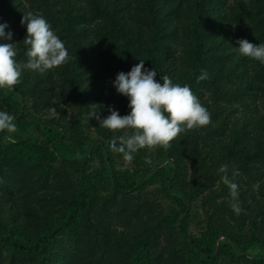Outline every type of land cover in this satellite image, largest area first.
I'll return each instance as SVG.
<instances>
[{"label":"trees","instance_id":"trees-1","mask_svg":"<svg viewBox=\"0 0 264 264\" xmlns=\"http://www.w3.org/2000/svg\"><path fill=\"white\" fill-rule=\"evenodd\" d=\"M27 1L28 9L24 0H0V23L13 31L1 42H14L21 69L13 90H0V110L17 125L0 132V255L8 264H217L221 254L240 258L264 246V64L240 55L231 12L214 0ZM244 3L249 33L261 39L264 0ZM26 11L62 39L65 63L44 73L26 67ZM140 59L158 81L189 85L211 120L167 148L139 149L132 160L146 169L118 170L122 154L109 141L133 130L113 132L88 113L130 112L113 81ZM202 70L208 78L197 82ZM34 129L44 130L43 143ZM91 160L99 165L87 172ZM224 176L237 185L235 198ZM199 197L207 217L196 236ZM243 259L264 264V256Z\"/></svg>","mask_w":264,"mask_h":264},{"label":"clouds","instance_id":"clouds-1","mask_svg":"<svg viewBox=\"0 0 264 264\" xmlns=\"http://www.w3.org/2000/svg\"><path fill=\"white\" fill-rule=\"evenodd\" d=\"M26 26L24 43L28 45L26 67L44 73L58 67L68 59L64 42L51 29L46 18L29 12L21 20ZM6 29H9L7 32ZM13 31L7 21L0 23V40L12 41ZM240 55L264 64V43L255 44L248 39L238 41ZM14 42H0V90L11 91L19 83L21 69L15 59ZM145 59H140L130 71L117 73L113 84L118 93L129 100L130 112L121 115L118 109L110 108V114L102 117L97 110L90 111L88 118L95 117L101 127L113 132L132 129L133 134L113 136L109 146L113 152L123 155L130 161L133 154L141 148L161 146L167 148L170 142L184 129L201 128L210 123L211 116L189 85L173 83L168 76L157 80V69L145 66ZM208 78L206 70L196 77L197 82ZM15 117L0 110V132L9 134L16 131ZM119 142V143H118ZM235 198L237 185L223 177ZM237 213L238 204L232 205Z\"/></svg>","mask_w":264,"mask_h":264},{"label":"rangeland","instance_id":"rangeland-1","mask_svg":"<svg viewBox=\"0 0 264 264\" xmlns=\"http://www.w3.org/2000/svg\"><path fill=\"white\" fill-rule=\"evenodd\" d=\"M82 1V0H80ZM84 1V0H83ZM253 0H214V5H217L221 8H225L228 12H233L232 9H234L235 13L231 14L228 13V15L230 16V23L233 29L234 34H236V36H238L239 39L245 38L248 39L250 42H253L255 44H259V43H264V37H262L261 39L257 38V33L255 30H252V34L254 37H252V35H250V30H248L249 26H250V22L249 19L245 17V15L247 14V11L243 10V6H244V2L250 4ZM25 5H28L27 9L29 8V4L27 0H24ZM239 12L237 15L236 13ZM28 11L23 12V16L25 14H27ZM247 16V15H246ZM251 21V20H250ZM146 23L143 25L145 26ZM221 31H225V25L221 24ZM1 42V40H0ZM116 93L117 90L115 88ZM94 107V104L91 106V108ZM45 112H41V113H37L38 116H42L43 118H51L52 116L50 115H46L44 114ZM31 135L34 137V139L39 142V143H43V141L46 139V135L44 133V130L42 129H34L33 132H31ZM116 168L118 170H125V169H139V170H144L145 166L143 165H137L133 160L130 161H126L123 159V155L122 156H117L116 159ZM98 161L97 160H91L88 162L87 165V172H90L92 170H94L97 166H98ZM225 167V159L222 161V163L220 164V168ZM59 169V168H57ZM146 169V168H145ZM60 176L56 175L54 173L53 177H52V183L54 185H56V183L60 180ZM156 186L155 185H150L147 189L144 190V194H146L148 191H152ZM214 189H216L214 187ZM142 195V194H141ZM143 196V195H142ZM204 198V197H203ZM118 203L120 201V198L117 199ZM204 199L202 201V197H199L196 200V206L194 207V212L197 214L192 223H191V233L193 235L199 236L202 234V220L206 219V213H204L201 210V205H203ZM120 204V203H119ZM207 206V205H206ZM114 209V208H113ZM116 210V209H114ZM117 226V222L116 224H114ZM121 230V229H119ZM160 239H159V243L161 242V245L158 247L157 250L162 251V246L166 244V240H165V233L160 232ZM224 238V237H223ZM171 248V247H170ZM168 252H164V258L168 257ZM240 255L242 257H240ZM247 255L249 258H254V257H259V256H264V246L261 244H257L255 246H253L249 251L247 252H241L239 254L240 258L237 257H231L230 255H225V254H221L219 256V259L217 261V264H252L249 261L246 262L245 259H243V256ZM82 260V257H81ZM178 264H180V262H177ZM0 264H8V259H5L3 257V255H0Z\"/></svg>","mask_w":264,"mask_h":264}]
</instances>
